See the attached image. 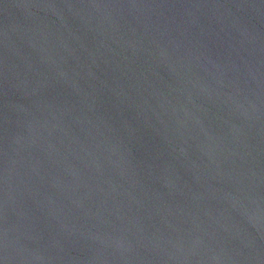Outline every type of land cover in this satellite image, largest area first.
<instances>
[{
	"label": "water",
	"instance_id": "1",
	"mask_svg": "<svg viewBox=\"0 0 264 264\" xmlns=\"http://www.w3.org/2000/svg\"><path fill=\"white\" fill-rule=\"evenodd\" d=\"M0 264H264V0H0Z\"/></svg>",
	"mask_w": 264,
	"mask_h": 264
}]
</instances>
